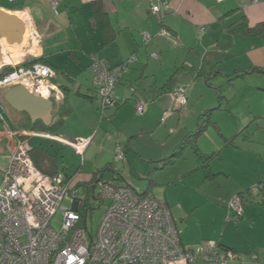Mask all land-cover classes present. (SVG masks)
Returning <instances> with one entry per match:
<instances>
[{
  "label": "crops",
  "instance_id": "0c3cea01",
  "mask_svg": "<svg viewBox=\"0 0 264 264\" xmlns=\"http://www.w3.org/2000/svg\"><path fill=\"white\" fill-rule=\"evenodd\" d=\"M57 1L53 10L51 4ZM159 2L167 7L162 23L152 13ZM0 11L28 25L30 45L22 60L29 56L32 60L26 63L40 59L49 66L55 72L53 83L63 93L56 99L52 122L61 124L46 132L41 124L34 129L27 114L11 108L5 100L9 88L0 89L8 130L28 142L32 159L43 173H63L77 183V189L100 179L122 185L119 181L125 179L102 171L113 167L112 162L118 171L125 169V157L131 168L142 159L155 170L158 164L176 165L190 149L194 159L189 151L178 172L195 192L190 206L181 202L173 211L171 201L166 202L183 245L193 248L215 242L220 244V255L221 249L236 255L229 264H264V203L257 189L264 181V0H0ZM163 28L171 38L160 35ZM27 36L21 45L11 47L25 48ZM4 42H0V72L4 60L11 66L22 61L7 59ZM94 56L112 69L131 61L115 89L120 105L104 113L97 99ZM178 88L186 91L187 110L179 109L174 100ZM142 104L144 112L139 114L137 107ZM176 112L190 115L183 118L188 124L185 135L170 133L168 126L177 120ZM201 127L203 132H198ZM5 130L0 118V189L15 143ZM46 135L68 141L90 138L84 170L72 174L66 162L61 166V156L70 157L71 147ZM105 135H116L127 144L123 159L117 157L116 142L100 145ZM142 135H150L151 144L160 150L150 155L127 153ZM189 137H195L192 148L186 146L179 156ZM164 138L165 144L157 142ZM174 138L176 145L181 143L169 148ZM199 155L211 160L202 166ZM240 194L243 217L238 223L227 222L228 203Z\"/></svg>",
  "mask_w": 264,
  "mask_h": 264
},
{
  "label": "built area",
  "instance_id": "2783aa9c",
  "mask_svg": "<svg viewBox=\"0 0 264 264\" xmlns=\"http://www.w3.org/2000/svg\"><path fill=\"white\" fill-rule=\"evenodd\" d=\"M57 6L58 1L51 4L53 10ZM166 8L163 2L152 7V13L160 22ZM202 32L199 30L200 34ZM160 35L171 38L164 28ZM150 38L146 33L145 39ZM28 51L29 48L26 54ZM25 63L26 60H22L11 66L4 60L3 67L14 70L0 79V89L22 85L36 97L48 99L55 94L58 99L63 96L52 81L55 72L49 66ZM92 67L100 111L104 113L119 104L115 89L127 68L111 70L105 60L97 56L93 57ZM174 100L179 109L187 107L186 91L176 89ZM137 111L142 114L144 105H139ZM4 115L0 110L6 129L4 134L10 135L15 143L0 189V264H195L201 260L229 264L236 260L231 251L220 256L219 243L215 242L185 248L166 203L151 194H140L130 186H119L104 179L94 186L99 189L101 199L108 200L109 204L96 237L92 236L87 224L82 225L77 183L62 173L54 176L43 173L32 159L28 142L16 139L8 130ZM46 137L72 147L82 156L92 141ZM117 157L124 158L119 149ZM257 189L264 203V183ZM66 198L73 201L71 209L62 207ZM77 203L80 206L76 210ZM243 206L242 197L234 196L228 203L227 222H238L243 217ZM60 210H63L62 225L56 230L52 222Z\"/></svg>",
  "mask_w": 264,
  "mask_h": 264
},
{
  "label": "rangeland",
  "instance_id": "374dc122",
  "mask_svg": "<svg viewBox=\"0 0 264 264\" xmlns=\"http://www.w3.org/2000/svg\"><path fill=\"white\" fill-rule=\"evenodd\" d=\"M26 39L27 40L24 43L25 48H23L21 46L20 47L19 46L11 47L6 42H4L3 47L5 50L4 51L5 56L12 63L19 62L20 60L23 59L22 57L24 54V49H26V47H28L30 45L29 35L27 36ZM36 45H37V43H36ZM25 58H27L26 60H30V61L32 60V58L29 56H27ZM56 84H60V86H61V83H59V82ZM209 93L213 94L214 92H213V90L212 91L210 90ZM224 95L228 96V93L224 92ZM208 108H211V107H208ZM187 109H188V107L186 108V110ZM175 114H177L178 118L176 121L173 120L174 123L171 124V127L168 126L169 128H172L170 133L174 132V130H175L176 132L173 133L172 136L175 135L176 133H179V135H185L184 128L186 125H188L186 122L187 121L186 119L190 115H188V117H187V115H185V112H176ZM184 117H187V118H185L183 120ZM204 119L206 122L207 118H204ZM180 120L181 121L183 120V121L181 122ZM196 128H195V130H196ZM124 136H126V135H124ZM168 136H169V134H168ZM149 137H150V135H142L141 138H137L138 139L137 142L132 143V146L129 149H127V150H129L127 153H133L134 152V153L139 154L141 152L143 154L150 155L151 153H155L156 151L160 150V149H157L153 144H151ZM176 137L178 138V135ZM115 138H119V137L116 135H105L104 138L101 137L100 145L103 141H106L105 147H108L110 142H112V143L116 142L114 144L115 149H117V150L119 149V150L125 152V150H126L125 148H126L127 144L121 143L120 139H115ZM166 138L162 139L163 141L161 139H159L157 142L160 143L161 145H163V144H165ZM177 138H174L173 141H172V139L170 140V142L168 143L169 148L174 149V148H176V146H178L181 143L180 142L178 145H176V139ZM75 140H78V139H75ZM79 140H82V139L80 138ZM23 141H26V140H23ZM189 146H190L189 148H192L191 145H189ZM66 147H68V146H66ZM70 149L72 150L71 154H69L70 157H66L65 154H63L60 158V165L62 166V164L64 162H66L67 163L66 167L68 169H69V166H71V171H69V172H71L72 174L76 173V171H78V170L83 171L84 168L81 169V166H83L86 162L89 161L88 154L85 155V153H84V155L82 156L80 154H77L76 151L72 147ZM164 150H161V151H164ZM189 151H191V150L189 149L187 152H185V155L181 158V160L179 162L176 163V165L169 164V166L164 167L163 164L161 166H159L160 164H158V167H156L155 170H153L152 166L144 164L145 162H143L144 160H142V159H141V162H139L141 164H139V165L135 164L134 167L131 168L129 165V162L127 161V157H125V160H124V161H126L125 169H123V170L117 169L118 171H115L114 167H117V165L115 164V162H112L113 167L107 168L105 166L106 168H104L102 171H105L108 176H111V178L115 176L116 178H119V179L120 178L125 179V182L128 183L130 185V187L134 188L135 191L140 193V194L149 192V193H152L153 196L160 199L163 203H166L167 200L169 202L171 201V204L173 205L171 209L174 211V210H176V208L181 207V202H182L183 206H186V207L190 206V198L192 197L193 194H195V192L193 191V188L190 186L189 182L186 183L184 180H181V178H180L181 175L178 173L180 171L182 172V169L185 165V161L188 160V156L190 155ZM191 153H192L191 158L194 159L193 152L191 151ZM68 159H70L69 160L70 163H68L66 161ZM152 170H153V172H152ZM50 176H54V175H50ZM186 180L190 181L191 178H186ZM107 181L116 183L115 181H110V180H107ZM119 182H120V184L123 183L122 185L118 184L119 186H127V184H125V182H121V181H119ZM93 190L95 192L96 198H94V194H91V195H89V197H87L86 194H84L83 189L78 188L77 192H79V195H78L79 199L77 201L80 202V204L82 203L81 201H83V204L85 203L86 205H89V209L91 208L90 210H87V207L85 209L88 212L87 229H88L89 234L96 237L97 232L99 230V227H100V225H101V223L105 217V209L108 206L109 201L108 200L103 201L101 199L98 188H94ZM86 199H87V201H85ZM80 204L77 203L76 205H74L76 210L79 209ZM72 205H73V201L68 199V198H66L62 202V207L65 209H71ZM85 210H82L83 216L86 213ZM79 211H80V209H79ZM62 218H63V210H60V211H58L56 217L54 218V220L52 222V226L56 230L60 229V227L62 225Z\"/></svg>",
  "mask_w": 264,
  "mask_h": 264
},
{
  "label": "water",
  "instance_id": "95a60500",
  "mask_svg": "<svg viewBox=\"0 0 264 264\" xmlns=\"http://www.w3.org/2000/svg\"><path fill=\"white\" fill-rule=\"evenodd\" d=\"M28 32V25L18 16L0 11V42L5 39L9 46L21 45ZM2 47L0 46V61ZM5 100L12 109L27 114L33 124L42 122L49 127L53 122V112L56 106V95L45 99L32 95L24 86L9 88Z\"/></svg>",
  "mask_w": 264,
  "mask_h": 264
},
{
  "label": "trees",
  "instance_id": "16d2710c",
  "mask_svg": "<svg viewBox=\"0 0 264 264\" xmlns=\"http://www.w3.org/2000/svg\"><path fill=\"white\" fill-rule=\"evenodd\" d=\"M106 62V61H105ZM34 63H42L41 62V60L40 59H37V60H34V61H32V62H30V63H25L26 65H30V64H34ZM107 63V62H106ZM131 63V61L130 60H128L126 63H124L120 68L122 69L123 67H126L127 68V71H128V69H129V64ZM108 64V63H107ZM111 70H116V69H112L111 67H109ZM119 68V69H120ZM13 68L12 67H6V68H4L1 72H0V79L2 78V77H4L5 75H7V74H9V73H11V72H13ZM126 73V72H125ZM124 73V74H125ZM124 76V75H123ZM123 76L121 77V79L123 78ZM121 79L119 80V82L121 81ZM118 82V83H119ZM118 85V84H117ZM116 98H118V97H116ZM97 99H98V97H97ZM118 105H120V104H118ZM0 110L1 111H3L4 112V109L0 106ZM5 114V113H4ZM208 124H211L210 123V121L209 120H207L206 121ZM40 124L42 125V127H43V130L44 131H46V132H54L55 131V129L61 124H59V123H54V124H52L51 126H49V127H46V126H44L41 122H37V123H35V124H32V127L34 128V129H36V127L37 126H40ZM198 132H203V127H201L200 129H199V131ZM196 135H198V134H196ZM194 138L195 137H189V138H187V140H186V143H184L183 145H181L180 146V148H179V156H180V152L183 150V148H185L186 146H189V145H192V144H190L192 141L191 140H194ZM189 143V144H188ZM211 160V157H209V156H205V155H199V164L200 165H202V166H204V165H207L208 164V162ZM57 175V174H56ZM262 183H264V181L263 182H261V184ZM95 188V186H93V185H91V186H87V185H85L84 187H82V189H83V192H84V194H86V196L87 197H89V195H91V194H94V198H96V196H95V192H94V188ZM79 188H81L80 186H79ZM146 194H149V192H146ZM240 196L242 197V199H243V201H244V198H243V196L240 194ZM85 201H87V199L85 200ZM86 207H87V210H90L89 209V205H86L85 203L83 204V201H82V205H81V207H80V214H81V217H82V225L83 226H85L86 224H87V215H88V212H87V210H85L86 209ZM82 210H85L86 211V213H85V215L83 216L82 215ZM176 221V220H175ZM84 223V224H83ZM236 223H238V222H236ZM176 225H177V222H176ZM177 228H178V230L180 231V229H179V227H178V225H177ZM180 233H181V231H180ZM219 247H220V244H219ZM186 248V247H185ZM189 249H191V248H189ZM219 251H220V248H219ZM221 251H222V253L224 254V253H226V252H229V250L228 249H221ZM220 254V253H219ZM220 256H222V254L220 255Z\"/></svg>",
  "mask_w": 264,
  "mask_h": 264
},
{
  "label": "bare ground",
  "instance_id": "6f19581e",
  "mask_svg": "<svg viewBox=\"0 0 264 264\" xmlns=\"http://www.w3.org/2000/svg\"><path fill=\"white\" fill-rule=\"evenodd\" d=\"M1 46V45H0ZM14 46V45H13ZM146 194V193H145Z\"/></svg>",
  "mask_w": 264,
  "mask_h": 264
},
{
  "label": "clouds",
  "instance_id": "9594fccd",
  "mask_svg": "<svg viewBox=\"0 0 264 264\" xmlns=\"http://www.w3.org/2000/svg\"><path fill=\"white\" fill-rule=\"evenodd\" d=\"M12 88V87H11ZM95 185V184H94ZM150 194V193H149Z\"/></svg>",
  "mask_w": 264,
  "mask_h": 264
}]
</instances>
